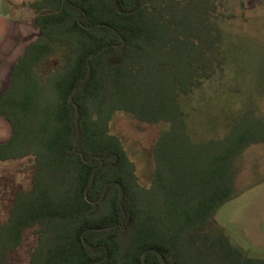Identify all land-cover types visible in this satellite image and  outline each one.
Listing matches in <instances>:
<instances>
[{
  "label": "trees",
  "instance_id": "obj_1",
  "mask_svg": "<svg viewBox=\"0 0 264 264\" xmlns=\"http://www.w3.org/2000/svg\"><path fill=\"white\" fill-rule=\"evenodd\" d=\"M29 8L39 37L0 96L11 128L0 162L32 159L35 173L0 223V264H14L31 230L28 264H142L143 254L160 264L150 250L166 264H264L213 219L235 195L243 153L264 143V123L245 113L205 142L187 130L183 99L223 72L216 1L35 0ZM117 114L165 126L149 186L112 133Z\"/></svg>",
  "mask_w": 264,
  "mask_h": 264
},
{
  "label": "rangeland",
  "instance_id": "obj_2",
  "mask_svg": "<svg viewBox=\"0 0 264 264\" xmlns=\"http://www.w3.org/2000/svg\"><path fill=\"white\" fill-rule=\"evenodd\" d=\"M5 1L8 10L11 8L15 17L23 19L7 18V30L0 35V66H5L4 75L23 48L38 36L29 8L35 0ZM215 1L222 36L219 53L223 72L193 90L187 100L183 99L188 112L187 130L196 142L227 135L232 121L245 113L264 123V0ZM8 84V77L5 82L1 80L0 91ZM164 127L140 123L124 114H117L112 122V133L123 143L143 186L151 183L153 147ZM9 134V126L0 117V142L7 140ZM236 167L235 195L218 209L214 226L235 247L250 256L264 258V143L246 149ZM34 173L32 159L0 162L1 224L8 219L16 193L31 189ZM36 242L34 230L28 231L20 249L11 255L13 263L28 264Z\"/></svg>",
  "mask_w": 264,
  "mask_h": 264
},
{
  "label": "crops",
  "instance_id": "obj_3",
  "mask_svg": "<svg viewBox=\"0 0 264 264\" xmlns=\"http://www.w3.org/2000/svg\"><path fill=\"white\" fill-rule=\"evenodd\" d=\"M18 9V8H17ZM9 12V13H8ZM9 14V15H8ZM18 19V20H21V19H23V18H21V17H15V13H14V11H12L11 10V8H10V10H8V8H7V4H6V1L5 0H0V35H3L4 34V32L7 30V28H6V19ZM22 23V22H21ZM1 26H2V28H1ZM34 28V27H33ZM37 32H38V30H37ZM39 37V32H38V36L36 37V39ZM36 39L34 40V41H36ZM33 41V42H34ZM29 45V44H28ZM28 45H26L24 48H23V50H22V53H21V56L23 55V52H24V50H25V48L28 46ZM20 56V57H21ZM20 57H18V59L20 58ZM18 59L15 61V63H13L12 65H11V67H10V69H9V71H8V73L7 74H5L4 75V70H5V66L3 65V66H0V76L2 77V76H4V78H1L0 79V81L2 80V81H7V77H8V80H9V84H8V86L6 87V88H4V89H2L1 91H0V96H1V94L3 93V92H5L8 88H9V86H10V79H11V71H12V68H13V66L16 64V62L18 61ZM3 119V118H2ZM4 120V119H3ZM5 122H6V120H4ZM7 123V122H6ZM7 125L9 126V124L7 123ZM225 127H226V123H225ZM9 128H10V126H9ZM10 136H11V128H10V134H9V137H8V139L10 138ZM225 135H223L222 137H219V138H216V139H222L223 137H224ZM8 139L7 140H4L3 142H0V143H4V142H6V141H8Z\"/></svg>",
  "mask_w": 264,
  "mask_h": 264
},
{
  "label": "water",
  "instance_id": "obj_4",
  "mask_svg": "<svg viewBox=\"0 0 264 264\" xmlns=\"http://www.w3.org/2000/svg\"><path fill=\"white\" fill-rule=\"evenodd\" d=\"M122 42H123V41H122ZM75 92H76V90H74V91L71 93V95L69 96V98H68V102H69V104H73L72 97H73V95L75 94ZM74 126H75V128L78 127V110H77L76 108H75V112H74ZM107 187H108V185L104 187L100 199L103 198L104 193H105ZM119 190H120V197H121L122 192H121V188H120V187H119ZM149 252L152 253V254H154V255H156V257L158 258L160 264H166L164 258H163L158 252H156V251H154V250H150ZM145 255H146V254H143V256H142V264H145V262H144V260H145ZM102 261H104V260H102ZM97 264H98V263H97Z\"/></svg>",
  "mask_w": 264,
  "mask_h": 264
}]
</instances>
